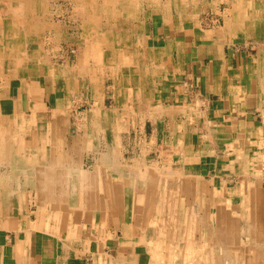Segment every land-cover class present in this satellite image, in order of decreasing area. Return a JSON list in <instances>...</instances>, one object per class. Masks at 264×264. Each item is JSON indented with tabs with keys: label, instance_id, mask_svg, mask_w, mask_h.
Listing matches in <instances>:
<instances>
[{
	"label": "crops",
	"instance_id": "0c3cea01",
	"mask_svg": "<svg viewBox=\"0 0 264 264\" xmlns=\"http://www.w3.org/2000/svg\"><path fill=\"white\" fill-rule=\"evenodd\" d=\"M74 5L0 0V264H264V0Z\"/></svg>",
	"mask_w": 264,
	"mask_h": 264
},
{
	"label": "bare ground",
	"instance_id": "6f19581e",
	"mask_svg": "<svg viewBox=\"0 0 264 264\" xmlns=\"http://www.w3.org/2000/svg\"><path fill=\"white\" fill-rule=\"evenodd\" d=\"M11 2H12V0H11ZM27 2V1H26ZM91 1H88V3H90ZM37 3V2H36ZM80 3V0H74V6L76 7L77 6V4H79ZM92 3H94L95 4V2H92ZM91 4V3H90ZM225 4V3H224ZM68 6V5H67ZM33 7V6H32ZM29 8H30V6H29ZM46 8V7H45ZM55 9V8H54ZM27 11V10H26ZM34 11V10H33ZM207 11V10H206ZM205 11V12H206ZM38 12V11H37ZM208 12V11H207ZM18 13V12H17ZM32 13H34V12H32ZM48 13V12H47ZM231 13V12H230ZM204 14V13H203ZM28 15V14H27ZM30 15V14H29ZM202 15V14H201ZM231 15V14H230ZM12 16V15H11ZM20 16H21V14H20ZM18 17V16H17ZM42 17V16H41ZM87 17V16H86ZM214 17V16H213ZM206 18V17H205ZM212 18V17H211ZM14 19V18H13ZM38 19V18H37ZM207 19H208V17H207ZM213 19V18H212ZM10 20V19H9ZM42 20V19H41ZM114 21V20H113ZM127 21V20H126ZM139 21V20H138ZM221 21V20H220ZM10 22V21H9ZM35 22V21H34ZM49 22V21H48ZM90 22V21H89ZM107 22H109V21H107ZM112 22V21H111ZM209 22V21H208ZM141 23V22H140ZM40 24V23H39ZM108 24V23H107ZM203 24V23H202ZM206 24H208L207 22H206ZM210 24V23H209ZM228 24V23H227ZM34 25V24H33ZM106 26V25H105ZM44 27V26H43ZM42 27V28H43ZM57 27V26H56ZM39 28V27H38ZM203 28V27H202ZM211 28H212V25H211ZM114 30V29H113ZM127 30V29H126ZM131 31V30H130ZM128 32V31H127ZM42 34V33H41ZM34 35V34H33ZM120 37V36H119ZM27 38V37H26ZM35 38V37H34ZM23 39H24V37H23ZM40 40V39H39ZM38 40V41H39ZM62 42V41H61ZM205 42V41H204ZM33 43V42H32ZM42 43V42H41ZM252 44V43H251ZM252 46V45H251ZM122 47V46H121ZM251 48V47H250ZM29 49V48H28ZM24 56V55H23ZM17 69V68H16ZM219 69V68H218ZM210 70V69H209ZM215 70V69H214ZM16 71V70H15ZM20 71V70H19ZM2 72V71H1ZM216 72V71H215ZM8 73V72H7ZM154 73V72H153ZM245 73V72H244ZM194 78V77H193ZM73 79V78H72ZM82 80V79H81ZM204 84V83H203ZM195 86V85H194ZM185 87V86H184ZM187 88V87H186ZM204 88V87H203ZM190 89V88H189ZM1 90V89H0ZM188 90V89H187ZM203 92V91H202ZM189 93V92H188ZM191 93V92H190ZM199 93H200V91H199ZM193 94V93H192ZM195 95V94H194ZM198 95H200V94H198ZM88 96V95H87ZM203 96H205V95H203ZM89 98V97H88ZM205 98V97H204ZM207 99V98H206ZM75 100V99H74ZM88 100V99H87ZM205 100V99H204ZM207 101V100H206ZM87 102V101H86ZM211 102V101H210ZM209 102V103H210ZM53 103H54V101H53ZM222 103V102H221ZM72 104H73V102H72ZM220 104V103H219ZM225 104V103H224ZM203 108V107H202ZM206 108V107H205ZM128 109V108H127ZM73 111V110H72ZM209 111V110H208ZM218 111V110H217ZM74 112V111H73ZM209 113V112H208ZM211 116V115H210ZM209 119V118H208ZM212 119V118H211ZM215 120V119H214ZM250 124V123H249ZM214 125H215V123H214ZM71 127V126H70ZM2 128H0V135L2 134V130H1ZM228 130V129H227ZM70 131V130H69ZM87 131V130H86ZM232 131V130H231ZM245 133V132H244ZM209 134V133H208ZM194 135V134H193ZM6 135H4L3 134V136H1V139H0V157H2L3 158V155H4V153L7 151V150H11L12 148V139H10L8 136L7 137H5ZM210 137V136H209ZM251 137V136H250ZM261 137V136H260ZM205 138V137H204ZM247 139V138H246ZM248 141V140H247ZM240 143H242V142H240ZM245 143V142H244ZM92 144V143H91ZM246 144V143H245ZM257 144V143H256ZM86 147V146H85ZM92 147H93V145H92ZM95 148V147H94ZM112 148V147H111ZM90 150V149H89ZM106 150V149H105ZM111 151V150H110ZM80 152H82V151H80ZM101 152V151H100ZM179 152V151H178ZM177 152V153H178ZM61 153V152H60ZM59 153V154H60ZM229 153V152H228ZM64 154V153H63ZM2 155V156H1ZM89 155V154H88ZM205 155V154H204ZM92 156V155H91ZM61 158V157H60ZM227 158V157H226ZM6 159H8V161H11V157H4V160H6ZM92 159V158H91ZM96 159V158H95ZM215 159H216V157H215ZM225 160H227V159H225ZM8 161H6V162H8ZM55 161V160H54ZM61 161V160H60ZM229 161V160H228ZM105 162V161H104ZM10 163V162H9ZM18 163V162H17ZM58 163V162H57ZM109 163V162H108ZM124 164V163H123ZM14 165V164H13ZM61 166H62V164H60ZM59 165V166H60ZM86 165H87V163H86ZM200 165V164H199ZM218 165V164H217ZM6 166V165H5ZM31 166V165H30ZM66 166V165H65ZM110 166V165H109ZM117 166V165H116ZM1 167V166H0ZM4 167V166H3ZM6 167H8V166H6ZM55 167H57V166H55ZM218 167V166H217ZM3 169V168H2ZM140 169V168H139ZM6 170V169H5ZM13 170V169H12ZM32 170V169H31ZM83 170V169H82ZM242 170V169H241ZM84 171V170H83ZM107 171V170H106ZM112 172V171H111ZM123 172H125V171H123ZM130 172V171H129ZM33 173V172H32ZM107 173V172H106ZM119 173V172H118ZM14 174V173H13ZM13 174H12V172H10V173H8L5 177H6V179H4L5 180V182H4V186H3V188L2 189H0V195H6V194H8V195H10V194H12V189H11V187L10 186H7L6 184H8V179H12V177H13ZM194 174V173H193ZM202 174V173H201ZM15 175V174H14ZM107 175V174H106ZM187 175V174H186ZM240 175V174H239ZM129 176V175H128ZM207 176V175H206ZM224 176V175H223ZM215 177V176H214ZM103 178H104V176H103ZM204 178V177H203ZM234 178V177H233ZM106 180V179H105ZM169 180V179H168ZM262 180V179H261ZM115 181V180H114ZM176 181V180H175ZM180 181V180H179ZM173 183V182H172ZM197 183V182H196ZM233 183V182H232ZM209 184V183H208ZM262 184V183H261ZM14 185V184H13ZM57 185V184H56ZM176 185V184H175ZM237 185V184H236ZM49 186V185H48ZM129 186V185H128ZM207 186V185H206ZM180 187V186H179ZM184 187H185V185H184ZM218 187V186H217ZM140 188V187H139ZM142 188V187H141ZM186 190H187V188H185ZM134 190V189H133ZM142 190V189H141ZM185 190V191H186ZM56 191V190H55ZM107 191V190H106ZM178 191V190H177ZM217 191V190H216ZM143 192V191H142ZM141 192V193H142ZM107 193V192H106ZM201 193V192H200ZM232 193H234V192H232ZM236 195V194H235ZM62 196V195H61ZM8 197V196H7ZM70 197V196H69ZM261 197H262V195H261ZM8 199V198H7ZM142 201V200H141ZM6 202V201H5ZM238 202V201H237ZM187 203V202H186ZM209 203V202H208ZM188 204V203H187ZM191 204V203H190ZM255 204V203H254ZM78 205V204H77ZM229 206H230V204H229ZM67 207V206H66ZM163 209V208H162ZM165 210V209H164ZM178 210V209H177ZM253 210V209H252ZM31 211V210H30ZM216 211V210H215ZM193 213V212H192ZM254 213V212H253ZM203 214H204V212H203ZM177 215V214H176ZM166 216V215H165ZM164 216V217H165ZM138 219V218H137ZM182 220H183V218H182ZM246 221V220H245ZM248 221V220H247ZM246 221V222H247ZM182 222V221H181ZM199 222V221H198ZM206 222V221H205ZM248 223V222H247ZM138 224V223H137ZM244 225V224H243ZM246 225V224H245ZM205 227V226H204ZM210 230V229H209ZM208 232V231H207ZM251 233V232H250ZM186 234H187V232H186ZM234 234V233H233ZM236 234V233H235ZM53 235V234H52ZM195 235H196V233H195ZM232 235V234H231ZM238 235V234H237ZM250 235V234H249ZM197 236V235H196ZM214 236V235H213ZM230 236V235H229ZM41 237V236H40ZM174 237V236H173ZM161 238V237H160ZM187 238V237H186ZM170 239V238H169ZM242 239V238H241ZM40 240V239H39ZM239 240V239H238ZM37 243H39V241L37 242ZM145 243V242H144ZM245 243V242H244ZM253 243V242H252ZM256 243V242H255ZM19 244V243H18ZM243 244V243H242ZM19 246V245H18ZM35 246V245H34ZM253 246V245H252ZM188 247H189V245H188ZM207 247V246H206ZM256 247V246H255ZM38 248V247H37ZM240 248V247H239ZM39 249V248H38ZM219 250V249H218ZM262 250H264V249H262ZM147 253V252H146ZM10 254V253H9ZM21 254V253H20ZM231 256V255H230ZM21 257V256H20ZM25 260V259H24ZM27 262V261H26Z\"/></svg>",
	"mask_w": 264,
	"mask_h": 264
},
{
	"label": "rangeland",
	"instance_id": "374dc122",
	"mask_svg": "<svg viewBox=\"0 0 264 264\" xmlns=\"http://www.w3.org/2000/svg\"><path fill=\"white\" fill-rule=\"evenodd\" d=\"M139 1V0H138ZM54 2H56L57 4H58V2H59V0H53V3ZM63 13H60V11H57L56 13H54V15H53V20H55V22L58 20V19H63V15H65V14H63ZM69 23V22H68ZM69 24H71L72 25V23H69ZM70 30H72L73 32H75L76 31V29L75 28H71ZM71 32V31H70ZM74 49V48H73ZM74 51V50H73Z\"/></svg>",
	"mask_w": 264,
	"mask_h": 264
}]
</instances>
